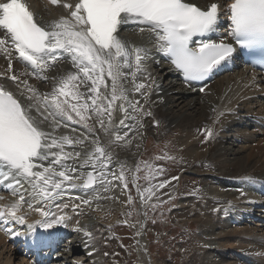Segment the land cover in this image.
I'll return each mask as SVG.
<instances>
[{
    "label": "snow or ice",
    "instance_id": "obj_1",
    "mask_svg": "<svg viewBox=\"0 0 264 264\" xmlns=\"http://www.w3.org/2000/svg\"><path fill=\"white\" fill-rule=\"evenodd\" d=\"M48 3L62 5L69 15L42 26L25 0H0V31L4 33L0 36V53L8 61L7 68L0 71V78L16 84L19 95L28 101L22 104L17 95L0 83V185H6L13 196H18L10 203L0 204V226L19 223L28 230L26 233L5 227L14 237L35 235L37 227L46 230L57 225L67 227L72 216L65 209L71 207V211L77 213L82 205L92 203L76 197L79 203L56 205L55 211L27 203V208L40 216L39 220L28 223L23 211L25 184L31 189L33 200L45 203L63 196L68 188L95 190L99 185L108 191L112 180L122 182L123 188L128 189L125 173L130 170L119 163V172L111 171L114 153L109 149L113 145L131 143L128 131L120 132V128L128 127L127 121H135L142 127L140 118L152 115L139 101L129 99V92L140 93L147 104L155 82L137 81V73L146 71L144 63L149 49L122 38V26L134 24L139 33L147 31L154 37L156 49L165 54L188 81L204 80L214 70L231 63L236 46L255 57L252 62L264 66V0H231L226 8L219 0H208L203 6L192 0H78L75 4L67 0H48ZM224 15H227L228 26L221 34L219 27ZM213 34L220 39H212ZM13 51L31 67L30 74L12 72ZM65 55L75 71L52 77L51 92L42 93L28 79H21V76L32 75L48 80L45 73ZM126 81L132 83L131 89L125 87ZM117 108L123 113L119 128L113 125ZM93 117L98 128L89 123ZM68 122L81 125L85 134L56 136L55 130L68 127ZM45 123L50 131L42 127ZM98 132L105 135L106 144L101 143ZM205 134L210 138L213 132L206 128ZM86 142L92 149L85 152L83 158L80 151H65L66 145L83 146ZM157 159L174 157L165 155ZM68 160H81L79 168L69 167ZM144 166L148 169L146 179L164 171L146 162ZM86 167L92 170L86 173L80 170ZM140 170L137 165L135 172ZM137 179L133 173L132 182ZM244 179L250 181L252 177ZM170 182L164 180L143 191L137 184L141 202L147 205L155 191ZM4 199L0 196V200ZM125 203L133 204L130 194ZM132 211L134 208L126 215L131 216ZM224 212L227 214L228 209ZM143 214L147 216L146 211ZM123 223L129 224V221L125 219ZM129 226L135 227L134 224ZM75 231L83 233L88 242L95 239L87 227H80L79 221H76ZM139 235L141 232L137 231L136 236ZM36 242L44 241L37 238Z\"/></svg>",
    "mask_w": 264,
    "mask_h": 264
},
{
    "label": "bare ground",
    "instance_id": "obj_2",
    "mask_svg": "<svg viewBox=\"0 0 264 264\" xmlns=\"http://www.w3.org/2000/svg\"><path fill=\"white\" fill-rule=\"evenodd\" d=\"M28 1L31 2V6L35 9L38 15H42L48 23L53 21L51 20L53 16L57 17L61 9L57 5L48 3V0ZM67 2H69V0H67ZM192 2L197 4H206L208 0H192ZM63 9L65 8L63 7ZM131 31L132 29L125 27L121 30L120 34L122 38L133 42L130 39L137 40L139 36H137L134 32L132 33ZM144 34H147V31H145ZM3 35L4 33L0 31V36ZM13 55L14 53L12 52V57ZM65 62L71 63V60L67 57ZM66 63L63 64V74L71 71V69L67 67ZM6 66L7 59L2 53H0V71H4ZM15 69L18 74L27 72L25 66L18 60H15ZM151 70L153 71V76H155L157 80H160V82L164 83L162 87L163 92L158 97H160L161 100L165 99L164 103L155 101L153 99L151 102L153 106L148 105L149 108L158 105L157 110L153 113L151 119L153 120L154 118H158L160 119V122H166H162L165 124L163 135H165V133L167 134V131H170L168 134L172 133L174 135L177 146L179 145L178 152L176 154L178 158L182 160L183 168V150L186 151L187 159L193 158L198 155L196 150L197 145L202 142H206V139H204L202 136L197 139V137L201 135L200 132L204 124L212 123V132H215V135H219L220 137L218 141L213 143L214 152H212L209 157H205L206 161H204L210 166H213L215 170L207 171V169H197L195 168L197 164H192L184 168L180 172L181 174L179 176V180H177L173 186L171 185V193H173L175 190H178L177 188L179 186L180 180L185 176L203 178L204 182L208 181L209 184L205 186H211L212 184L216 185V181L214 180L216 177H222L224 179L226 177L255 175L264 179V97L260 96L264 90L257 91L259 84L249 85L247 83L249 78H246L247 73L245 71H238L217 78L210 86L207 87L203 94H199L193 90H190L191 88L184 87L177 79H175L168 67L159 69L158 67L152 66L151 64ZM60 71L61 70L55 72L54 76H61L62 74ZM138 76L140 79H144V76L140 75V73H138ZM34 78L42 83V79L37 77ZM44 85V87L48 89L49 92L52 91L53 83L45 81ZM261 86L264 88L263 84ZM160 89L161 88H156L155 90ZM227 91H229V93L225 96L224 94ZM256 95L258 98L240 103L241 99ZM129 99L139 101V97L136 94L133 98L129 97ZM237 104L240 105L238 109L235 108ZM142 105L144 106V104ZM225 110L227 113L223 114ZM140 119L144 120L143 117ZM89 123L98 128V123L95 117L92 118V123ZM129 123H131L130 126L133 125V122L129 121ZM151 123L153 124V122H149L147 124V128ZM158 124L156 126H158ZM194 128H199L200 132L196 134L194 131L193 137L191 132ZM80 129L84 130L83 134H85V129ZM124 131H128V128L121 129V134H123ZM142 133L145 134L146 132L142 130H134L132 133H129V138L131 141H133V144H136L137 142L140 145L143 144L142 142L140 143L138 141V138L142 136ZM55 134L57 136H78L73 132V129L70 126H61L59 129H56ZM98 135L101 143L106 144L104 143L107 142L105 135L102 132H98ZM145 139L146 136L143 140ZM66 146L65 151L73 153L80 151L82 153V158L85 152L91 151L92 149V145L88 142H86L83 146ZM72 148L74 149L72 150ZM208 149L209 148H207V150ZM109 150L114 153L113 165L110 166L111 171L118 173L119 163L127 164L128 167H130L132 170H135V167L137 166L136 160H132L127 155L120 156L119 152L124 150L126 153L132 154L131 148L124 145H113ZM231 156L234 158L231 159ZM81 160H68L66 163L69 167L79 168ZM88 169L89 168L86 167L80 170L86 172ZM196 171L203 175L195 174ZM109 179H111V177H109ZM220 184L222 185V188L229 186V184L223 181L220 182ZM96 188L98 196H109V198L103 202H99L100 207L96 211L85 207L80 209V213H82L80 215L81 224L84 227H87L88 231L95 230L99 223H104L107 225L105 230L109 229V225H111L112 222H114L117 218L116 215L113 214L118 213L117 209L121 204L119 198H121L122 192L120 187L117 186L116 182L111 183L108 191H104V188L99 185H97ZM218 189L219 187L215 189V196L209 200L208 204H201L197 206L196 209H194L196 214L194 219L196 221L194 219L189 221V218H185V220L187 219L186 222L193 221L199 224L200 230L202 229L205 232V234L200 235V237L203 239L202 244L196 245L193 248L194 250H190V252L199 250L198 252L200 253L201 251L205 256L204 259L206 258L209 261L211 258V262H213L212 264H221V259L223 261H227L225 264H243L240 263V261L254 262V264H264V256L242 257L237 252L238 249H244L252 253L256 251L264 252V227L259 223L255 224L254 221L249 219V217L252 219H254L253 217H260L263 219L264 215H256L255 211L250 213L251 209L244 206L246 203L244 201L245 198H241L238 200L242 201L240 204L243 205V207L236 211L230 210L231 216L229 218L223 220L220 219L221 221H218L215 208L217 207L216 202L220 201V194L222 196H228L232 198H236V196L239 195H235L231 192L225 193ZM124 193L126 195V192ZM122 199L123 198H121V201ZM189 199L192 198L190 197ZM154 200H156V197L153 196L151 200L148 201L147 205H149L150 202ZM182 202L183 199L180 205ZM110 203H113L115 206L113 213L110 211L112 208L110 207ZM147 205L143 204L142 207V216L144 217L145 222L141 221L140 223H134V229L136 232H141V235L136 236V250L140 255V262L143 260L144 264H153L150 259V248L149 244L147 243V234L145 233V225L148 223V220L143 214L146 207H148ZM249 206L253 207L251 204H249ZM181 207L182 206L179 208ZM225 208L226 207H223L222 209L224 210ZM126 209L127 208H124L122 210V214L125 216L127 214ZM203 213L205 217H203ZM185 216L186 215H184V217ZM15 224L21 226L19 223ZM141 224H143V228H141ZM5 227L19 231L14 223L0 226V264H44L42 262H36L33 256L27 255V253H25V249L22 248L21 239L19 240V244L21 246H18L16 243L21 236H11L7 231H5ZM20 229H25V227ZM196 234L197 233H195V235ZM75 235L78 237L73 239V233H71L70 243L63 248L62 255L65 258L62 260H52L48 264H104L105 258L103 255L102 261L100 263H91L89 261L91 257L85 255V251L82 249L83 243L82 241L80 242L81 238L85 236L80 233ZM94 241H91V244H93ZM208 245H211L212 248H208ZM27 249L28 248H26V250ZM82 253L85 256V259L81 256ZM101 254L98 253V255ZM225 254L229 255L225 256ZM78 257H81L82 259H79Z\"/></svg>",
    "mask_w": 264,
    "mask_h": 264
},
{
    "label": "rangeland",
    "instance_id": "obj_3",
    "mask_svg": "<svg viewBox=\"0 0 264 264\" xmlns=\"http://www.w3.org/2000/svg\"><path fill=\"white\" fill-rule=\"evenodd\" d=\"M181 106H183V105H181ZM153 120H155V118ZM161 122H165V121H161ZM164 127H165V124H164ZM196 129H198V128H194L192 130V132H191L192 136H193L194 131ZM169 132L170 131H167V134ZM161 136H163V134ZM143 139H144V137H143ZM157 139H161V138H157ZM174 139H175V137L171 133V134H169L166 141L161 144V146L150 147V148L147 147L148 153H150V154H147V156H146L147 161L151 160V154L153 155L154 152H156L158 154L157 157H163L165 155L170 156V154H172L174 152L177 153L178 148H177V145H176V142L174 141ZM151 142L152 141H149V144ZM204 144L206 146H203ZM213 147H214V144H210L209 149L207 150V143H204V142L200 143L196 147L198 155L193 157V158H190V159L186 158V151L183 150V152H184V155H183L184 168H186L192 164H197L195 166V168L200 169L199 165L203 164L204 161H206L205 157H209L212 154V152H214ZM179 152H180V150H179ZM157 157L155 158L156 160H154L152 162L153 168L159 166V167H162L164 169L163 173L157 174V176L168 177V176L176 173L182 167V165H181L182 162H181V164L179 162H168L167 159H157ZM230 158L233 159L234 157L231 156ZM187 164H189V165H187ZM136 165H138V162L136 163ZM141 174L148 175V169L145 168V170L143 172H141L140 175ZM195 174H201V173L196 171ZM201 175H203V174H201ZM157 176L155 175L154 178H151V179H146L145 177H141L142 184L145 181V183L148 184V186H149V185H152L153 183H155L157 180H164L163 178H159ZM187 179L185 177L182 180V184H181L182 189H184L185 191L191 190L190 186H191L192 182L188 181ZM178 188H180V183H179ZM216 188L217 187L214 184H212L211 186H204V192L207 191L208 195L201 196V200L199 202H196L195 204L198 206L201 204H208L209 200L215 196V193H216L215 189ZM176 193H177V191L175 190V191H173L172 194H176ZM134 195H135V193L132 191L133 198H134ZM190 197L193 199V196H189V197H187L185 195L181 196L180 201L178 203V207H177V210L179 211L178 213H180L181 210L185 208L184 205H186V203H188V201L192 200V199H189ZM182 199H183V202L180 205ZM134 201L135 202H133V204L131 205V209H129L128 211H131L134 208V211H132V214H133L132 218L135 220H139L138 221L139 223L141 221L145 222L144 217L142 219H140V215H139L140 206L138 204V200H136L134 198ZM152 205H158V206L153 208ZM180 206H182V207L179 208ZM190 206H192V205H190ZM146 209H147V207H146ZM148 211H149L151 222L156 221L157 224L155 226L157 227L158 230L161 231V238H158V242L151 240V249L153 250V252H155V251L158 252V256H157V258H155V260H157L158 264H193V263H195V264H201V263L202 264H212L213 263V262H211V258L209 259V261L206 258L204 259L205 256L203 255V253L201 251H200L201 256L197 255L196 257H193V260L190 259V261L185 259V255H182V257H181L180 255L177 254L178 249L184 245L183 240L187 241V240L193 238L192 237L193 234H194V237L196 238V241H203V239L200 237V235L205 234V232L202 229L200 230L201 232L199 234L195 235V232L193 231L194 230L193 227L183 226V224L181 222H179V219L177 218V216H180V215H176V217L172 216L170 214L171 211L169 208H167V212H166V210L164 209V203H163L162 199H160L159 201H157L155 203H152L150 205V207L148 208ZM193 211L194 210H191V209L189 210V212H193ZM121 214H122V212H121ZM113 215H116V217H117L116 219L119 218L118 213L117 214L115 213ZM126 216H128V215H126ZM186 217L189 218L186 215L185 217H183V220H185ZM192 219H194V217L189 218V221ZM174 226H175V228H173ZM165 229L171 231L167 238L165 237V235L162 236V231ZM105 236L107 237V240L105 241V243L102 242L103 244H101V245H102V247H105V249H107L108 251L110 250L109 252H112L114 255H117V253H122L125 245H127V248H131V251H125L126 255L122 259V264H124L125 261H129V264H132L133 256L130 257L129 255H130V253H132V244L134 241L132 242L131 239H129V238L133 237L132 231L129 229V226L124 225V224H121V225L118 224L117 226L114 227L113 233H109L107 235L105 234ZM109 237H110V239H108ZM196 245H198V244L193 243V245H192L193 247L188 246L186 252H188V251L190 252L191 248H192L191 250H194L193 248ZM184 246H186V245H184ZM227 255H229V254H225V256H227ZM200 257H201V262H200ZM148 260H149V258H148ZM225 263H227V261H223L221 259V264H225Z\"/></svg>",
    "mask_w": 264,
    "mask_h": 264
},
{
    "label": "water",
    "instance_id": "obj_4",
    "mask_svg": "<svg viewBox=\"0 0 264 264\" xmlns=\"http://www.w3.org/2000/svg\"><path fill=\"white\" fill-rule=\"evenodd\" d=\"M120 114H121V115H120V117H121V119H122V118H123V113H122V112H120Z\"/></svg>",
    "mask_w": 264,
    "mask_h": 264
}]
</instances>
